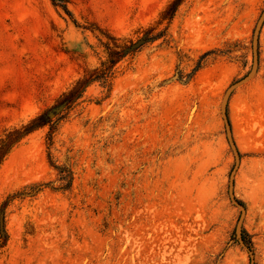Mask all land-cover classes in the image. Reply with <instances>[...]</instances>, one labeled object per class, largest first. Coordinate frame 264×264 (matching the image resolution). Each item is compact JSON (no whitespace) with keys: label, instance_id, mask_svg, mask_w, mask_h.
<instances>
[{"label":"rangeland","instance_id":"374dc122","mask_svg":"<svg viewBox=\"0 0 264 264\" xmlns=\"http://www.w3.org/2000/svg\"><path fill=\"white\" fill-rule=\"evenodd\" d=\"M170 2L0 0V264H264V0Z\"/></svg>","mask_w":264,"mask_h":264},{"label":"trees","instance_id":"16d2710c","mask_svg":"<svg viewBox=\"0 0 264 264\" xmlns=\"http://www.w3.org/2000/svg\"><path fill=\"white\" fill-rule=\"evenodd\" d=\"M184 0H171V2L167 5V7L161 12L159 15L158 21L155 23V27H152L150 31L144 36L143 43H149L152 41H156L160 38H163L165 36L164 29H160L161 26L164 24H169L170 21L175 16V13L177 12V8L181 5V3ZM137 48L130 49L128 51L130 54L135 52ZM110 58L103 62L101 64V68L99 72L96 75V79L100 82H102L104 85H108L110 80L113 78L114 74V66L116 64V60ZM118 58V57H117ZM61 120V119H60ZM55 126L56 123L51 127V133L49 134L47 141H48V147L50 148L53 145V133L55 132ZM9 141L8 138L6 139L5 143L2 144L1 150L9 147ZM59 170V174L61 176L62 185L60 188L67 189L70 187L72 182V173L68 169V167H55ZM43 185H33L28 190H24L21 192H18L13 195H9L4 202L0 204V248H3L6 245V242L8 240V235L6 231V212L9 207V205L14 202L15 200L22 199L26 196L32 197L34 194L39 193L42 191ZM29 191V192H26ZM246 245L248 246V250H251L249 241H245Z\"/></svg>","mask_w":264,"mask_h":264},{"label":"water","instance_id":"95a60500","mask_svg":"<svg viewBox=\"0 0 264 264\" xmlns=\"http://www.w3.org/2000/svg\"><path fill=\"white\" fill-rule=\"evenodd\" d=\"M264 24V11L256 25V28L254 30V35H253V43H252V46H253V52H254V69H253V73H255L258 69V40H259V35H260V31L262 29V26ZM241 83H236L235 85H233L229 91L227 92L226 94V97H225V102H224V106L226 105V102H227V99L229 97V95L231 94V92L240 85ZM224 122H225V127H226V131H227V136H228V141H229V144L232 148V151L235 155V158H236V165L233 169V171L231 172V175L229 177V188H228V193H229V198L230 200L232 201L233 204H235L237 207L240 208L241 210V216H240V219L238 221V225H237V229L240 230L243 226V222L245 220V217H246V208L241 204L239 203L238 201H236L235 199V195H234V187H235V175H236V172L237 170L239 169V166H240V155L237 151V148L234 144V141H233V137H232V131H231V126H230V123H229V120L228 118L224 115ZM249 254L251 255L252 257V264H253V254L251 252V250H248Z\"/></svg>","mask_w":264,"mask_h":264}]
</instances>
